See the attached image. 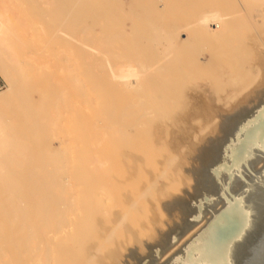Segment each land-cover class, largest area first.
<instances>
[{"label":"bare ground","instance_id":"6f19581e","mask_svg":"<svg viewBox=\"0 0 264 264\" xmlns=\"http://www.w3.org/2000/svg\"><path fill=\"white\" fill-rule=\"evenodd\" d=\"M44 1L40 11L46 6L55 14L38 10L39 18L57 27L54 36L90 50L91 61L83 79L71 58H60L54 84L42 93L41 126L36 119L26 123L51 143L38 153L40 164L29 161L13 118L1 114L18 99L31 112L23 98L33 89L21 72L26 65L15 49L14 22L0 10V74L10 87L0 93V184L9 193L0 197V216H12L6 224L16 222L21 234L26 230L25 237L6 238L21 248L20 264L41 238L39 227L48 241L37 243L40 264H255L257 257L264 264V206L250 189L251 182L264 185V171L252 181L243 172L258 167L264 147V0ZM71 92L97 116L92 153L79 151L90 163L75 169L66 166L79 160L64 128ZM253 102L260 109L240 127L243 136L222 142L224 126L214 121L237 118ZM233 103L225 117L219 107ZM84 122L77 126L85 132ZM214 155L221 158L209 164ZM238 168L242 181H251L247 187L239 188ZM72 169L76 174L68 175ZM101 173L110 174L109 194L93 186ZM124 179L128 189L119 187Z\"/></svg>","mask_w":264,"mask_h":264},{"label":"rangeland","instance_id":"374dc122","mask_svg":"<svg viewBox=\"0 0 264 264\" xmlns=\"http://www.w3.org/2000/svg\"><path fill=\"white\" fill-rule=\"evenodd\" d=\"M51 1H53L55 4H58V2L60 0H51ZM62 1L68 2L70 0H62ZM44 5H45V1L44 0H34V1L33 0H0V10H2L1 12H4V15L7 14V17H9L14 22V25H15V28L12 31V34H14V36H15L14 38H15V40H17V43H18L17 46L15 47V49H16L18 55L21 57V59L24 60V61L22 60V62H24L25 65H26V68L23 69L21 72L25 76L24 82L28 83L26 86L28 88L30 87V88L33 89L32 93L29 95V99L28 98L26 99V97H25V99L23 98V101L24 100L25 101L28 100V102H29V100L31 101L29 103V105L31 104V106H30V107H32V111L31 112H32V115L33 114L34 115H33L32 119L29 118V116H31V115H29V114H31L29 109H31V108H29L27 110L29 113L25 112V109L28 108V107L26 106L25 102H24V106H23V102L21 104L22 99L16 100L14 102L13 106H12V109L11 108L9 109V106L8 107H4L3 110L1 109L2 110L1 114L3 113L2 115L5 116V117H8L9 119H10V117L13 118L12 119V123H11L12 126H13L12 128H14V133H16L15 135H17L18 137L22 138V140H21L22 141V145H25V147H28L26 155L28 156L29 161L36 160V162L38 164H40L39 162L43 159V156H42L43 153L42 152H46L48 150L47 146H49L51 142H48V141L46 142V139H45V141H42V139L45 137L44 136L45 133H43V132L41 133V131L39 129V126H38L37 132H36V130L34 131L35 128L31 129V128H29L27 126V124H30L31 121H34L35 119H36V121H38L40 126L42 124V121H41L42 117L41 116H37V114L41 115L42 110L39 111L40 114L37 111L39 109H41L40 105L42 103V98L41 97H42L43 90L46 89L47 87H49L53 83L52 82L53 80H56L58 75H56L54 72H56L57 65L60 63V58L65 57V56L68 57V58H71V61L74 64H76L75 67H76L77 73L83 79H87L88 66L85 65V63L91 61V58L88 57L90 50L88 51L87 49L85 50V49L79 48V47L82 46V44L81 45L80 44H78V45L77 44H73V43L68 41L67 37H56V36L53 35V33H54L53 31H56L57 27L56 26H51L49 23H46V22L42 21L40 19L41 17L39 18L38 14H37V13H39L38 10L40 11V9H42L41 7L44 6ZM36 8H38V9H36ZM43 8L44 9L40 11V12L44 11V13H41L42 15L45 14L47 16V14H51V15L53 14V11H54L53 9L54 8L51 10L52 12L49 11L50 8H48V7H47V9H45L46 6L43 7ZM46 11H48V13ZM54 14H55V11H54ZM84 24H85L84 21H82L81 19L78 20L77 27L75 28V31L73 32V36L79 38V34H78L77 31H78V29L83 28ZM96 36H98V35H96ZM28 43H30V44H28ZM83 70L86 71V72H84ZM46 71H47V73H46ZM46 74L48 76L44 77L45 78L44 79L42 76H45ZM0 79L6 85V90L4 92L8 91L9 88H10L9 84L5 81V79L2 77L1 74H0ZM74 93L75 92H71V104L67 107V110L64 111L65 114H66L65 117H67V122H66L64 128H65V133L68 132L67 136L65 138L67 140H69V142H70V144L72 146V149H73L75 157L79 161H82L80 163H79V161H78V163L76 161H71L70 164L66 165L69 168L71 167V168L75 169V168H77L79 166L78 164H81V166L83 167V165L86 166V164H87V166H88L89 165L88 163H90L89 162L91 160L90 157L84 158L86 160L88 159V161L85 163V160L83 159L82 153L79 152V151L84 150L83 147H85L88 150V152L92 153V148H91V142L92 141L91 140H93V135L91 134L92 133V129L91 128L95 124V119H96L97 116L95 115V113L93 111H85V107L86 106L85 105L82 106V102L80 103V99L78 97H76L74 95ZM81 101H82V99H81ZM28 102H27V104H28ZM235 103H237V102H235ZM235 103H233L229 107H223V108L219 107V110L221 109L224 112L223 113L224 116L225 115L228 116L229 113H230L229 110H232V109L235 108V105H234ZM256 103L253 102L252 105H250L251 107H249V108H251V109H248V107L246 106L245 108H246L247 111L246 110H244V111L242 110L243 112H239L241 110L240 109H239V111L237 110V116H238V114H241V113L243 114L244 113L243 116H242V114L239 115V117H241V119H239V117L236 118V116H235V118H236L235 119L233 116L229 115L230 119L224 118V117L221 116L223 119L219 118V119H216L217 121H214L213 124H215V125L223 124V126H224V129H222L224 133L221 130V132H222L221 134L222 135L220 134L222 137H220V135H219V137L221 138L222 142H224L225 140H228L227 141V144H228L229 141H231V138L233 136H236L239 133L240 134L242 133L241 136H243L245 130H241L240 127H242V125L245 124L246 122L247 123L250 122L249 117L251 118L252 116L255 115V113L257 111L256 109H260L258 106L260 105L261 102H256ZM73 104H76V105L73 106ZM253 104H254V107H253ZM79 106H81L80 107L81 109H79ZM255 107H256V109H255ZM245 108H243V109H245ZM252 109H254V110H252ZM8 110H9V112H8ZM249 110H250L251 113L248 112ZM33 111H34V113H33ZM253 112H254V114H253ZM5 113H6V115H5ZM26 113H28V114H26ZM261 114L262 115H260V120L259 121L262 123V121H264V110L262 111ZM25 115H27L28 117L25 116ZM244 115H247V117L246 116L244 117ZM82 116L84 118L82 123L77 120V124H75L76 121L74 119L76 117H80V120H82ZM243 117H244L245 121L242 120ZM72 118H73V120H72ZM236 120H238V121L236 122ZM241 120H242L243 123L241 122ZM84 121H86V124H85L86 126L84 125V128L87 127V128H85V132L86 133L82 130L81 127H80L81 129L78 127V126L83 125V123H85ZM80 123H81V125H79ZM235 123H237V125H235ZM253 123L254 122H251L250 124H248V126H252ZM231 124H233V125H231ZM238 124H239V126H238ZM23 125H24V127H23ZM72 125L73 126L74 125H76V126L78 125L77 127L80 130L77 128L76 131H75V128H74V131L77 132V133H75L74 131L72 132L71 131L72 128H73ZM99 125L101 126L102 123H99ZM233 126H235V128ZM70 128H71V130H70ZM233 128H234L235 131L232 130ZM68 129L70 130V132L67 131ZM226 130H227V132H226ZM231 130L234 132V134H233V132ZM70 133L72 134V137H75V138L77 137L78 138L77 139V142H79L78 144H77V142L74 141L75 140L74 138H73L74 140L70 139L71 138V134ZM83 133H85V134H83ZM230 133H232V134H230ZM75 134H77V136H75ZM61 136H63V135H61ZM227 136H229V138H226ZM258 137H259V134L253 135V137H250V138H258ZM251 140H253V139H251ZM72 141H74V142H72ZM52 143H53L52 145L57 147V145H58L57 141L56 142L52 141ZM74 143H76V145L79 148L75 147ZM232 144L233 143L231 142V145ZM34 145H35L36 148H34ZM38 145L40 146L39 148H38ZM160 146H161V144H160ZM80 147H82V149H80ZM45 149H47V150H45ZM74 149L76 151H74ZM106 149H107V145L104 142V143H102L99 146V150L102 151L100 154H103V152ZM40 152L42 154H39L40 155L39 156L38 153H40ZM35 154H36V156H35ZM37 155H38V157H37ZM217 155L213 156V157H215L214 160L211 157L213 161L210 158V160L212 162L210 161L209 164H213L214 161H216V164H217V162L219 161L218 160L219 157L221 158V156H217ZM33 157H34V159H33ZM76 165H78V166H76ZM24 168H26V166ZM240 168L236 169V170H238L237 173H239V174H237V176H239V178H241V179H239V180H241L239 182L240 183L242 182L241 185H240V183L238 184L239 188H241L242 185H244V187H247V186H245L247 184L246 181L251 182L252 181V176H254V174H255V178L257 179L258 175H256V172H258L260 174L261 170H262V172L264 171V147H263V151H260L258 167L255 168L256 171L253 169L254 167L251 168L252 172L254 170L253 173L251 171H250L251 172L250 173L249 169H247V171H243L242 170L244 173L246 172L245 174H247V177H249V175L252 174V175H250V177H251L250 180L251 181L246 176H244V177H246V179L244 178L245 182L242 181L243 180L242 179L243 178L242 174H244V173L240 170ZM244 168L246 169L247 167L244 166ZM74 169H72L68 173V175L76 174L74 172L75 171ZM240 171L242 172V174H241ZM133 173H134V180H137L139 175H140V173H138V170L134 171ZM121 175H122V173L117 171L116 177L119 178V177H121ZM109 176H110V174L108 175L107 173L106 174L103 173L101 175V177L97 180V183L94 182L93 186L95 187V189L96 188L97 189H101V188L106 189L107 194H109V190L113 186L112 185L113 183L110 182V177ZM261 177L264 178V175L262 174ZM259 180H260V178H258V180H253V181H255L257 183V181H259ZM261 186H262V184L258 185V186H255L251 182L250 189L254 192V201L257 204H261L262 206H264V185L262 187ZM119 187L120 188L127 187L126 189H128L129 188V183L127 182V180L124 179L123 181H121ZM6 193L9 194L8 190L6 189V187L4 185L0 184V197L6 198L8 196ZM26 198H27V200H29V198H31V197L28 195V197H26ZM115 200L116 201H113V202L109 201L107 203L108 204V207H107L108 209H109V204H111V203L112 204H116V203L119 202L118 201V195L115 198ZM123 200H124V198H123ZM124 201H127V200H124ZM0 205H1V202H0ZM0 208H1V206H0ZM12 219H13L12 216H9V217H6V216H2L1 217L0 216V222L4 224V226H0V229L2 228V232L0 231V237H2V236L4 237V242L0 241V250H1V253H0V264H20V257L22 256V254L20 253L21 248H18V245H17L15 239L13 240V242L16 244V247H13L12 244H10L7 241L6 238L8 236H14V237H16V239H19L22 236L25 237L26 236V230L23 231L22 234H21L20 227H19V225L16 222H15V225H13V226L7 225L6 222L8 220H12ZM97 219H100V220H103V221H108L109 220L108 216L107 217L101 216V217H99ZM37 225H36V228H37ZM37 229L39 230L38 233H40L39 235H40L41 238L38 239V241L36 243H33V247L31 245H28L30 248L32 247V251L33 252L30 251L29 254L26 255V257H25L26 258V262L24 264H40L38 259H39V256H40L41 253L39 252L40 249L36 250V247L39 244H41L40 242L45 244L48 241L45 239V237H42L43 229H42L41 232H40V229H41L40 227L37 228ZM59 242H60V240H56L55 243H59ZM37 243H38V245H37ZM96 243L92 242L93 247H94V244H96ZM129 243L130 242L126 243V245H129ZM255 260H256V262H259L258 261V257L255 258ZM256 262H255V264H256ZM257 264H259V263H257ZM262 264H263V262H262Z\"/></svg>","mask_w":264,"mask_h":264},{"label":"built area","instance_id":"2783aa9c","mask_svg":"<svg viewBox=\"0 0 264 264\" xmlns=\"http://www.w3.org/2000/svg\"><path fill=\"white\" fill-rule=\"evenodd\" d=\"M6 90V85L3 83V81L0 79V93L4 92Z\"/></svg>","mask_w":264,"mask_h":264}]
</instances>
